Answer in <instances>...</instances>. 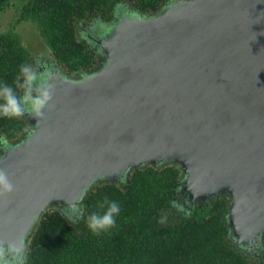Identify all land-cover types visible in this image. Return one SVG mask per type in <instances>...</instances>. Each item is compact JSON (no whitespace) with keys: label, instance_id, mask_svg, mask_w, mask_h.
Here are the masks:
<instances>
[{"label":"water","instance_id":"95a60500","mask_svg":"<svg viewBox=\"0 0 264 264\" xmlns=\"http://www.w3.org/2000/svg\"><path fill=\"white\" fill-rule=\"evenodd\" d=\"M161 19L110 54L98 83L57 86L32 117L39 130L0 158L15 185L0 197V241L23 240L15 221L71 205L84 183L161 159L194 170L193 199L229 196L228 238L264 223V0H175Z\"/></svg>","mask_w":264,"mask_h":264},{"label":"trees","instance_id":"16d2710c","mask_svg":"<svg viewBox=\"0 0 264 264\" xmlns=\"http://www.w3.org/2000/svg\"><path fill=\"white\" fill-rule=\"evenodd\" d=\"M166 1L0 0V12L12 2L19 7L15 23L0 32V85L14 87L21 65L33 66L14 31L18 23L35 29L52 60L67 74L89 73L96 56L79 38L78 24L108 22L120 3H129L142 15L155 14ZM27 129L23 116L0 117V138L10 143L19 142ZM179 178L175 165H144L132 169L124 182L94 186L74 219L55 209L44 210L26 240L23 264H264V234L255 255L232 246L225 224L228 196L194 204L183 213L171 207ZM105 200L117 202L120 212L114 227L93 235L87 218L102 213Z\"/></svg>","mask_w":264,"mask_h":264},{"label":"rangeland","instance_id":"374dc122","mask_svg":"<svg viewBox=\"0 0 264 264\" xmlns=\"http://www.w3.org/2000/svg\"><path fill=\"white\" fill-rule=\"evenodd\" d=\"M175 0H167L164 6L155 14L142 15L136 12V10L129 3H120L117 5L112 12V18L108 22H104L100 19H93L91 21L85 22L83 24H78L77 33L79 38L83 39L87 46L94 52L96 56V61L93 69L89 73H77V74H67L60 66L56 65L55 62L50 57L45 45L42 43L40 38L38 37L35 29L28 24L20 22L14 27V31L19 35L20 41L22 45L30 52V55L33 58V68L40 73H46L51 75V83L54 84L53 95H57L59 93V89L57 86H65L72 87V89H83L87 87L89 84L83 83V79L90 76H97L93 79L91 83H98L104 77V69H107L111 56H118L119 52L123 49L128 36L134 34L138 31L139 28H142V25L147 28H153L157 24H159L163 19L162 13L164 9ZM179 3L192 2V0H176ZM19 7L16 2H12L8 7H6L3 11L0 12V32L5 31L13 25L18 17ZM148 21V22H147ZM145 23V24H144ZM110 54H113L110 56ZM96 79V80H95ZM90 81V80H89ZM88 83V82H87ZM52 108V101H50V106L43 110L47 113ZM30 115V114H29ZM32 117L26 118L25 120L28 123V129L26 135L17 143L8 142V147L5 148L2 144H0V158L4 156V154L11 153L13 151L18 150L20 145H22L30 135L34 134L39 130L40 124H38ZM162 159L155 162L154 166L165 165V163H161ZM174 161L166 162V164L174 165ZM184 164V165H183ZM187 164V163H186ZM183 165V166H182ZM175 166L180 168V178L177 187V199L172 203V208L183 213L188 212L189 209L194 205L199 203L198 199H193V194L191 193L192 186L191 182L194 178V170L190 168L188 165L187 168H183L185 166V162L180 159L177 160V164ZM228 165H225L223 180L220 183L221 186H231L232 179L230 177V172L228 170ZM133 169L129 163L125 164L123 169L118 172L116 175L110 176H100L96 178L93 182L87 184H83L79 190L78 194L75 197V200L72 201V204L60 208L57 202L56 206H44L42 209H55L59 212L63 213L67 218L74 219L75 216L78 215L80 211L81 205L80 202L82 198L91 190L94 186L106 183V182H114L121 183L124 182L128 173ZM99 175V174H98ZM94 177V176H93ZM92 177V178H93ZM97 177V175H96ZM225 193H227L224 190ZM226 196H228L226 194ZM196 197V196H195ZM215 196L209 197L206 201L213 199ZM229 197V196H228ZM201 202H205L201 200ZM48 205V204H47ZM73 206H75V210H73ZM46 207V208H45ZM42 211V212H43ZM41 212V213H42ZM228 214V213H227ZM39 218V216H38ZM38 218L32 221L29 220L28 223H19L18 221L14 222V225L17 229L18 234L25 230L27 232L25 234V238L23 239L24 250L22 253V260L24 258V254L26 252V239L32 228L35 226ZM231 218V213L229 214V219ZM24 220V219H23ZM232 232V231H231ZM245 236H247V240H241L239 236H235L229 234V240L232 246L246 254L251 255L253 252H257L261 248V236L264 233V223L263 224H253L249 225L247 229L244 231ZM239 239V240H238ZM18 240V239H17ZM241 240V241H240Z\"/></svg>","mask_w":264,"mask_h":264},{"label":"clouds","instance_id":"9594fccd","mask_svg":"<svg viewBox=\"0 0 264 264\" xmlns=\"http://www.w3.org/2000/svg\"><path fill=\"white\" fill-rule=\"evenodd\" d=\"M51 75L37 72L31 65H21L15 86L0 85V117L13 119L28 113L34 117H43V110L50 106L54 84ZM19 89V92L17 91ZM0 144L8 147L6 139L0 138ZM15 185L4 169H0V197L13 193ZM106 209L93 212L87 218V228L93 235L107 232L115 226L120 206L115 201H107ZM99 207H103L100 205ZM75 210V206H73ZM23 240L0 241V264H23Z\"/></svg>","mask_w":264,"mask_h":264},{"label":"flooded vegetation","instance_id":"af4514ba","mask_svg":"<svg viewBox=\"0 0 264 264\" xmlns=\"http://www.w3.org/2000/svg\"><path fill=\"white\" fill-rule=\"evenodd\" d=\"M34 64V63H33ZM33 67V66H32Z\"/></svg>","mask_w":264,"mask_h":264}]
</instances>
